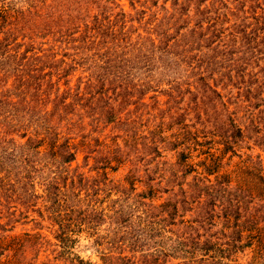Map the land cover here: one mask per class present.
Here are the masks:
<instances>
[{
  "label": "rangeland",
  "instance_id": "1",
  "mask_svg": "<svg viewBox=\"0 0 264 264\" xmlns=\"http://www.w3.org/2000/svg\"><path fill=\"white\" fill-rule=\"evenodd\" d=\"M76 2L77 0H46L47 9H41L42 18L45 17L46 11V15L52 13L59 25L54 28L57 25L55 22L53 24L49 21L41 24L39 20L36 22L38 19L36 13L38 10L40 12V9L31 7V0H0V9H10L11 14L15 12L31 14L27 16L30 24L24 28L20 20L9 24L12 23V19L3 18L4 29H9L13 35L18 37L16 43L23 44L19 50L20 53L29 47L36 52H38L37 49H43L45 52L38 53V55L56 54L55 62L66 55L65 64L60 66L50 59L43 60L47 61L46 66L53 62L52 69L45 68L43 72L51 71L55 75L52 77V82L56 81L58 73L67 72L68 75L59 83L61 92L65 90L66 86L63 85L65 81H68V88H71V92L75 87H78L80 92H88L85 85L86 79L95 70L92 63L93 57H91L93 50H85L87 41L84 44L80 40L86 36L87 31L96 34V30L89 31L84 25L91 27L88 23L91 19L87 20V23L83 21L80 28L75 27V24L70 25L71 30L61 29L62 25H68L65 23L69 17L68 13L72 17L80 16L81 12L74 11L77 6ZM110 2L101 0L95 5L91 4L92 0H81L80 5L81 9L89 10L88 14L91 18L95 15L99 18L100 16L109 18L111 24L115 25L110 34L115 33L120 41L125 37L118 30L122 26V21L116 17L120 10L113 8L114 4L119 5L125 13L124 32L132 26L141 36L138 39V35L133 33L131 35L133 45L125 52V57L130 59L133 65H137V59L141 54L138 53L141 44L147 51L154 48L151 41L155 46L158 45L159 39L153 30L166 27V25H159L162 18L168 17L179 7L187 6L190 16L200 11L208 13L212 21L206 22L203 28L211 26L201 31L209 37L207 42L204 40L202 44L208 47H203L202 50L207 55H211L210 57L214 60V76H212V70L203 76L200 75L202 79L198 80V84L192 89L193 95L185 98L186 101L172 119L166 115L165 111L167 110L166 91L169 87L167 85L175 77L180 76L181 80H184L183 76L190 74L184 72L186 68L183 64L168 65L167 55L154 50L153 55L159 59L152 69V77L155 79L153 83L155 86L158 84V88H154L139 101L136 98L131 99L130 102L134 104L124 107L120 115L123 117L127 111L131 112L129 117L136 123L133 132L126 133L127 128L120 123L106 126L102 122L92 124V118L89 116L91 111L85 109V112H80L84 115L82 127L74 125L70 132L66 131L69 134L64 133L63 138L56 143L60 145L64 138H70V146L75 147L73 161L64 164L62 159L55 155V152H58L57 147L51 148L49 141H45L43 146L37 149L38 165L32 174L33 179L29 187L23 185L25 166L23 157L21 158L26 139L19 137L21 132L18 135L5 137L0 126V264L15 262L16 258H12L13 253L10 250L3 252V249L10 245L13 238H23L24 234H40L52 246L40 248L38 253H35L32 248L31 250L26 248L25 259L20 263L16 260L19 264H76L75 260H81L84 264H264V223L252 226L242 217V213L237 217L238 220L233 218L227 222L218 208L215 210L214 223L206 226L207 230L197 232L198 235L203 233L200 238L201 242L207 241L209 250L205 252L188 248H184L185 250L181 252L175 250L174 238L169 232L165 233V237L146 242L144 248L134 249V251L125 247L127 240H122L124 237L128 238L129 227L137 222L133 218L126 217V214L132 212L136 216V212L132 209L133 200L136 199L135 194L145 192L151 186L157 190L152 200L153 206L170 202L173 193L169 191L164 193V190L170 189V183L166 184L167 179H171L172 165L177 161L176 157L180 152V149H173L171 144L189 142L187 135L196 133V130H202V126H205L202 133L210 132L217 125L227 128L226 130L232 134L233 144L226 146L217 138H214V141L210 138L209 145L202 147L191 145L190 163L199 173L203 171V166L197 164L203 161L207 166L210 165L209 167L216 166L209 179L212 182L215 180L218 182L222 177H227L230 181V189L242 186L244 193L238 198L242 200L243 205L246 203L250 207L253 206L250 202L253 198L248 195L252 193L255 196L256 189L261 185L257 172L264 178V121L262 120L264 88L258 89L251 76L255 77L259 69L264 66V0H113L114 4ZM141 12H144V16L138 23L136 19L140 17ZM18 17L20 18V15ZM215 17H218L216 24L213 20ZM130 19L132 22H129ZM107 26L108 24L104 22L103 28ZM192 27L193 22L190 25V28ZM220 27L223 31L218 30ZM102 32L105 41H108L109 33L107 30H102ZM65 34L70 41L68 43L61 42V39L66 38L62 36ZM91 34L88 35V40ZM144 38H149L150 41L147 40L145 43ZM100 40H103L102 37ZM79 47L84 50L76 51L75 49ZM51 48L52 51L46 52ZM219 64L223 67L221 70L218 69ZM39 66L42 64L40 63ZM194 81L190 78L187 83ZM197 93H204L206 98L202 101L204 106L200 105L198 99L196 102L199 104L196 105L194 96ZM0 94H3L2 88ZM108 94L114 98L111 93ZM153 96H155L154 99H152ZM257 100L260 106H255ZM118 104L119 102L116 101L117 108ZM96 106L103 107V102L96 103ZM161 111H165L163 115ZM0 114H3V103L2 108L0 107ZM160 115L163 116L162 119H155ZM75 120L76 118L73 117L71 122ZM0 124H3L1 118ZM236 127L242 131L239 136L233 134ZM92 129H96L95 133L90 132ZM198 136V141L202 142V135L198 134ZM151 139L160 140L158 142L160 146L157 147L162 158L150 164L148 161L156 154L149 147ZM114 157L119 162H110ZM160 170H163L164 179L158 187L156 184L159 183V175L162 174ZM193 177V174L187 176L182 181L181 189L188 190L193 183ZM149 179L153 181L148 182ZM57 183L61 194L65 193L61 198L66 204L74 205L79 201L81 207L85 209L86 206L90 207L97 203L98 211L102 209L106 211L105 218L97 226L96 236L82 232L74 237L76 242L71 245L69 251L71 254H61V249L55 246L59 245L55 238L58 227L49 221L51 215L49 211L52 212L54 207L48 209L50 204L47 202L46 188L47 185ZM82 185H85L83 189L86 190L77 193L76 191ZM247 188L250 190L246 194ZM71 189L76 190L75 193L78 194L79 200L73 198ZM173 189L177 192L179 187L176 186ZM121 191L125 192L124 196V192L121 194ZM6 196H10V199H6ZM253 203L258 204L256 199ZM181 206L186 209L185 212H182L180 208L181 210L177 211L178 214L174 219L175 225L168 228L178 235L190 224L195 227L196 222L194 221L199 220V213L201 209L203 210V207H200L202 205L191 204V208L187 205L181 204ZM117 211H122V214L115 216L114 213ZM231 213V216H237L236 210H232ZM10 214L13 215L10 216ZM236 223L240 231L243 226L244 232L241 236L235 233L237 232ZM158 241L160 247L165 249L160 252L167 256L156 252L160 250L156 244ZM121 243L123 245H120ZM128 259L130 261H127Z\"/></svg>",
  "mask_w": 264,
  "mask_h": 264
},
{
  "label": "trees",
  "instance_id": "2",
  "mask_svg": "<svg viewBox=\"0 0 264 264\" xmlns=\"http://www.w3.org/2000/svg\"><path fill=\"white\" fill-rule=\"evenodd\" d=\"M100 1L101 0H92L91 4L99 3ZM109 1L114 4V2H112L113 0ZM45 2L46 0H31V7H38V9H40V12L38 10L36 13L38 16L36 22L38 20L40 24L47 21L52 24L55 22L57 25L54 28H56L59 25L58 22L55 21L52 13H47L46 15V11L44 14L45 17L42 18L41 9H47V7H45ZM80 3L81 0H77V6L74 9L76 13L81 12L80 16L72 17L70 16L71 14L68 13L67 15L72 18L68 17L65 22L68 25H62L61 29L66 28L67 31L71 30L72 27L69 29L70 25L74 26L75 24V27L80 28V25H83V21L87 23V20L91 19L90 22H88L91 24V27L84 24L85 28L89 29V31H97L96 34H91V32L89 33L87 31L86 36L82 39L80 38L84 44L87 41V48L85 47V50H93L91 57H93L92 63L94 64L93 68H95V70L92 74H89L86 79L85 85L88 92H80L78 87L73 88L71 92V88H68V81L64 82L63 85L66 87L65 90L61 92L59 83L68 75L67 72L63 71L58 73L56 75V81L52 82V77L55 75H53L51 71L47 73L43 72L45 68L51 70L53 62H50L51 64L46 66L45 64L47 61L44 62L43 60L50 59L54 61L57 66H60L65 64L64 58L66 55H63L62 59L55 62L56 54L44 53L42 56L38 55V53L45 52L43 49H37L38 52H36L33 48L29 47L20 53L19 50L23 44L16 43L18 37L13 35V32L9 29H4L5 25H3V18L5 20L12 19V23L9 24H14L16 21L19 22L20 20L24 28V26L30 24L29 19L27 20V16L31 14H26L24 12H15V14H11L9 13L10 9H0V89H3V94H0L1 108L3 103V114H0V118L3 120V124H0V126L3 129V135L5 137L14 134L18 135L21 132L19 137L26 139L21 158L23 157V164L25 166V181H23V185L27 187L32 183V174L35 172L34 170L38 165L36 156L39 153L37 149L42 147L45 141H49L51 148L57 147L58 152H55V155L61 158L64 164L73 161L75 158V147L70 146V138H64L60 145H56V143L63 138L62 135H64V133L69 134L66 131L70 132L74 125L82 127L81 123L84 115L80 114V112H85V109H89V112L91 111L89 116L92 118V124L102 122L106 126L112 123H120L127 128L125 130L126 133L133 132L134 124L136 123L129 117L131 112L127 111L123 117L120 115L124 107L134 104V102H130L131 99L136 98L139 101L149 92H152L154 88H158V84L155 86L153 83L155 79L152 77V69L159 59V57L153 55L155 54L153 52L154 50L158 53L167 55L168 65L183 64L186 68L184 72L190 74L189 76H183L186 81L181 80V77L178 76L167 85L169 87L168 91H166L167 110L165 111L166 115L172 119L177 114L183 102L186 101L185 98L193 95L192 89L196 87L198 80L202 79L200 75L203 76V74L212 70V76H214V60L210 57L211 55H207L202 50L204 47L202 45L203 41L206 40L207 42V38L209 37H206L207 34L201 31L207 30L208 27L211 26L209 25L204 29L203 25L206 22L212 21L208 13L200 11L190 16L187 6L179 7L168 17L162 18V20L159 21V25H166V27H162L156 31L153 30L155 36L159 39L158 45L155 46L154 42L151 41L154 48L151 49L152 51H147L141 44L138 53L142 55L140 54L138 57L137 65H133L130 59L125 57V52L133 45L131 44V35L133 33L137 34V29L130 26L127 31L124 32L125 21L123 20L125 19V13L119 5L114 4L115 6L113 5V8H119L120 10L116 17H119L120 21H122V26L118 30L125 36L120 41H118L115 33L110 34L115 28V25L111 24L109 18L103 16L99 18V16L96 15L92 18L89 17V10L87 8L81 9ZM18 15H20V18ZM143 16L144 12H141L140 17L136 19L138 23L141 22ZM213 20L216 24L218 17L213 18ZM104 22L108 24L106 28H103ZM129 22H132V19H130ZM192 22L193 27L190 28ZM101 29L107 30L109 33L110 38L108 41H105V36ZM218 30H222L221 27ZM89 34L91 35L88 40ZM62 36H66V38L63 40L61 39V42H70L66 34ZM101 37L103 40H100ZM140 38L141 36L138 35V39ZM80 40L77 41L81 43ZM147 40L150 41L149 38H144L145 43ZM246 42L248 41L246 40ZM41 46H43V44ZM206 47L208 46L204 48ZM75 50H84V48L82 49L79 47ZM50 51H52V48L46 50V52ZM76 55H78V52H76ZM40 63L42 66H39ZM139 64L140 66H138ZM254 67L258 68L257 65H254ZM222 68V65L219 64L218 69L221 70ZM251 76L258 89L264 88V66L259 69L255 77L253 75ZM196 77L197 79H194ZM190 78L195 81L193 83H187ZM108 93H111V96L114 98H111ZM258 93L261 94V92ZM154 98L155 96L152 97V99ZM196 99L199 100L201 106H204L202 102L206 100L204 93L195 94V102ZM84 101L85 103H83ZM100 101L103 102V107L96 106V103ZM116 101L119 102L118 108L115 106ZM199 103L196 102V105ZM255 106H260L259 100H257ZM165 111H161V115H163ZM260 112L262 113L263 111ZM161 115L159 117L156 116L155 119H162L163 116ZM73 117H75L76 120L71 122ZM262 120L264 121V116ZM92 124L90 126H92ZM193 127L194 126H192V128ZM204 129L205 126H202V130H196V133L187 135L189 142L183 141L171 144L173 149H180V152L177 154V161L172 165V174H170L171 179H167L166 184L170 183V189L164 190V193L165 191L173 193L170 202H165L159 206H153L152 200L155 198L157 190L151 186L148 187L147 191L135 194L136 199L133 200L132 209L136 212V216H134L132 212L126 214V217L133 218V220L137 222L134 226L132 225L133 227H129L128 230L130 232L127 234L128 238H122L123 241L127 240L126 243L128 245L124 244L125 247H129L132 251H134V249H142L146 246V242H152L158 237H165V233L169 232L174 238L175 250L181 252L184 248H188L205 252V250H209L207 241L201 242L200 238L203 233L198 235L197 232L200 233V231L207 230L208 228L206 226H211L212 223H214L213 220L216 217L215 210L217 208L220 210L219 212L223 213L222 217L226 219L227 222H230L233 218L238 220L237 217L242 213V217L251 223L252 226H258L259 223H264V178L259 172H257V176L259 177V181L261 180V185L256 189L255 196H253L252 193L248 195V197L253 198L250 200L253 206L250 207L249 204L247 205L246 203L243 205L242 200L238 198L240 194L244 193V190L241 188L242 186H235L233 189H230V181L227 177H222L218 182L216 180L212 182L209 179L210 174L214 172L212 170H215L216 166L212 165L209 167L210 165L207 166L205 161H203L201 164H197L203 166V171L199 173L196 171L194 165L190 163L191 145L193 147L209 145L211 142L209 141L210 138L212 140L217 138L218 141H222L226 146L233 144L232 134L226 130L227 128L225 129L217 125V127L210 130V132L207 133L204 131V133H202L201 131ZM95 131L96 129H92L90 132L95 133ZM197 133L202 135V142L198 141L199 136ZM233 134L239 136L242 134V131L239 127H236V129L233 130ZM39 138L40 140H38ZM159 141L160 140L151 139L149 142V147L156 153L153 155V158L148 161L150 164L156 159L162 158L160 155L161 152H159L157 147L160 146L158 145ZM111 161L119 162L115 157L111 159L110 162ZM160 171L162 174L159 175L160 181L156 184L158 187L162 184L164 179L163 170ZM191 174L194 175L192 185H190L188 190L181 189V185L183 184L182 181ZM151 181H153V179L148 180V182ZM84 186L85 185H82L78 191L71 189L73 198L79 200L77 193L86 190L83 189ZM176 186L179 187V190L174 192L173 188ZM249 190V188L246 189V194L249 193ZM75 191L77 193H75ZM123 192L124 191H121V194H123ZM46 193L47 202L52 205H49L48 209L54 207L52 212L49 211L51 214L49 216V221L52 225H57L58 227L55 238L59 245L55 246L61 249V254H71L69 252L71 245L76 242V238L74 237L82 232H88L90 236L97 235V226L105 218V209L98 211V207L96 206L97 203L90 207L86 206L85 209L81 207L79 201L74 205L66 204L61 198L65 193L61 194L58 183L55 185H47ZM124 195L125 192L123 196ZM6 199H10V196H6ZM255 199L258 204L253 203ZM181 204L187 205L188 208H191V204L202 205L200 207H203V210L201 209L199 213V220L194 221V223L196 222V226L192 227L190 224L178 235L175 234L171 228L169 230L168 228L175 225L174 219L178 214V210L182 209V212H185L186 209L183 208ZM232 210H236L237 216H231ZM114 214L115 216L122 214V211H117ZM12 215L13 214H10V216ZM235 227L237 228V232L235 233L241 236L242 232H244L243 226L241 227L242 231H240L237 223ZM247 238L251 237L247 236ZM159 243L158 241L156 244L160 250H156V252L163 255L164 253L160 251H164L165 249L164 247H160ZM120 245L123 244L121 243ZM46 246H52V244H49V241L45 240L40 234H24L23 238H13V241L7 248L3 249V252H6L5 250L9 252L10 250V252L13 253L12 258H16L15 262H11V264H19L20 261L25 259L26 248L30 250L32 248L35 253H38L40 248ZM164 256L167 255L164 254ZM190 256V258H192V255ZM16 260H18L19 263ZM127 261H130V259ZM75 262L76 264H84L81 260H75Z\"/></svg>",
  "mask_w": 264,
  "mask_h": 264
}]
</instances>
